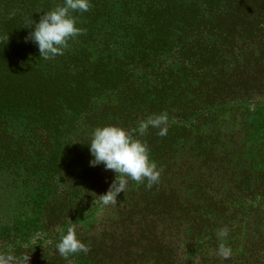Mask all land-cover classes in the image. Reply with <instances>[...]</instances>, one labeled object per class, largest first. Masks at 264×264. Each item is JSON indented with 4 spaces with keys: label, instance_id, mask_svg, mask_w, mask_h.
I'll return each mask as SVG.
<instances>
[{
    "label": "trees",
    "instance_id": "trees-1",
    "mask_svg": "<svg viewBox=\"0 0 264 264\" xmlns=\"http://www.w3.org/2000/svg\"><path fill=\"white\" fill-rule=\"evenodd\" d=\"M63 3L0 0V255L37 264L71 227L90 251L52 264H264V0H91L44 60L28 25ZM164 113L166 136L134 134L160 182L129 179L80 233L116 178L89 166L90 133Z\"/></svg>",
    "mask_w": 264,
    "mask_h": 264
},
{
    "label": "clouds",
    "instance_id": "clouds-1",
    "mask_svg": "<svg viewBox=\"0 0 264 264\" xmlns=\"http://www.w3.org/2000/svg\"><path fill=\"white\" fill-rule=\"evenodd\" d=\"M91 0H64L63 5L54 10L44 12L39 22L34 24V30L25 37V42H33L37 45L40 58L44 60L54 59L63 55L71 39L81 35L83 29L77 27L76 19L72 12H87L90 10ZM168 116L166 113L155 117H149L147 121L138 126V130H128L117 125L96 127L90 133L89 152L92 159L90 167L103 165L106 171L116 173L115 180L110 184L106 193L99 195L101 204L105 207L118 203V196L125 193L128 180L137 183L147 182L150 189L158 184L161 172L155 161L150 157L147 144L135 138V132L143 134L149 127L159 129L158 135L163 137L168 134ZM217 238L223 241L228 236L227 228L220 229ZM57 251L62 258L68 260L75 254H87L89 246L78 238L74 228L69 227L66 233L62 232ZM219 256L227 260L232 255V249L223 242L219 245ZM30 258L24 256L17 258L11 254L0 255V264H29ZM69 264L71 262L69 261Z\"/></svg>",
    "mask_w": 264,
    "mask_h": 264
},
{
    "label": "rangeland",
    "instance_id": "rangeland-1",
    "mask_svg": "<svg viewBox=\"0 0 264 264\" xmlns=\"http://www.w3.org/2000/svg\"><path fill=\"white\" fill-rule=\"evenodd\" d=\"M76 197V195H75ZM96 201H99V197H97V199H95L93 201V204H91V206H89V209L94 208V203ZM112 206H103L102 204L100 205V207L98 206L96 209V212L94 214V216L88 220L87 223H82V224H78L76 225L79 226L78 228L80 229V233H83L85 235L89 234V230L92 232V234H95L97 232L100 231L101 228H103V225H101V223H104L105 220V216L110 213L112 211ZM63 229V226L61 227H57L56 230L57 232H61ZM2 246V244H0V247ZM33 250L36 252L37 251V256L39 257V261L37 264H52L55 261H57V251L55 249V247L53 245H49V244H44V243H37L36 245H34ZM56 259V260H55Z\"/></svg>",
    "mask_w": 264,
    "mask_h": 264
}]
</instances>
